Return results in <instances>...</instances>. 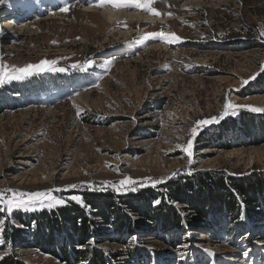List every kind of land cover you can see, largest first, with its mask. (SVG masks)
I'll return each mask as SVG.
<instances>
[{
  "label": "rangeland",
  "instance_id": "obj_1",
  "mask_svg": "<svg viewBox=\"0 0 264 264\" xmlns=\"http://www.w3.org/2000/svg\"><path fill=\"white\" fill-rule=\"evenodd\" d=\"M81 2L77 8L90 6ZM40 4L44 8L50 1L0 3V61L24 66L56 60V67L64 69L0 86V192L7 197L13 189L59 187L65 190L53 194L65 204L8 213L0 202V257L62 264L53 255L56 248H67L71 256L82 249L88 264L98 251L123 254L125 244L132 252L107 259L108 264H264V221L252 224L242 215L245 223L240 218L229 222L227 239L202 221L196 228L164 232L144 227L119 234L111 224H102L86 202L94 194H162L167 185L199 171L237 180L264 174V112L241 107L236 115L202 126L193 140L191 163L175 147L187 143L196 121L223 112L226 95L237 105L264 108V72L259 70L264 65V38L259 37L264 0H192L180 3L177 16L167 5L165 14L158 10L160 17L122 9L144 19L116 24L96 12L83 21L60 19L43 14ZM161 30L180 40L145 39ZM243 80L248 83L242 86ZM73 103L82 109L81 116ZM247 120L252 127L244 125ZM126 177L136 183L114 190L111 184L119 187ZM156 180L162 182L153 187ZM75 210L96 223L82 242L63 224L64 215Z\"/></svg>",
  "mask_w": 264,
  "mask_h": 264
},
{
  "label": "trees",
  "instance_id": "obj_2",
  "mask_svg": "<svg viewBox=\"0 0 264 264\" xmlns=\"http://www.w3.org/2000/svg\"><path fill=\"white\" fill-rule=\"evenodd\" d=\"M246 124L252 127L253 121L247 120L244 122V125ZM182 179V183L167 185L162 194L139 192L131 197H120L113 193L94 194L86 202L102 224L112 225L113 230L119 234L144 227H150L151 231L159 228L164 232L176 230L181 226L196 228L202 221L214 226L217 235L227 239L230 238L229 222H237L240 218V221L245 223L242 215L252 224L264 221V174H254L237 180L216 171H199ZM157 201L158 205L153 207L152 204ZM238 202L244 208L242 213L239 212ZM177 205L182 209L177 210ZM183 212L186 214L183 215ZM72 213L73 215H64L63 224L68 225L66 230L77 232L80 235L79 241L82 242L84 235L89 233L90 224L96 223L88 222L77 210ZM129 214L140 217L141 221L130 220ZM58 226L56 224V227ZM123 246L126 248L123 254L118 251L109 256L101 251L92 253L88 264H108L107 259L117 260L128 256L133 248L126 247L125 244ZM66 249L56 248L53 251L60 263L84 264L87 251L76 249L75 254L71 256ZM0 264L24 263L11 257H3Z\"/></svg>",
  "mask_w": 264,
  "mask_h": 264
},
{
  "label": "snow or ice",
  "instance_id": "obj_3",
  "mask_svg": "<svg viewBox=\"0 0 264 264\" xmlns=\"http://www.w3.org/2000/svg\"><path fill=\"white\" fill-rule=\"evenodd\" d=\"M4 0H0V3H3ZM158 2H163V0H92V3L90 6L97 7L101 9H112V10H121V9H130V10H139L144 12L145 14L160 17L162 13L157 10L154 5H156ZM70 5L64 4L59 8V11L62 13H67L70 11ZM55 14V13H53ZM168 16H171V13H167ZM259 37L264 38V27H262L259 31ZM153 39L157 40L159 42H162L164 44H173L180 40V37L175 35L174 33H166L163 30L159 32L154 33H148L145 36V39ZM55 43V41L53 42ZM58 64V61L56 60H42L39 63L36 64H27L24 66H16V65H8L0 61V86H3L6 83H10L12 81H23L27 78H31L33 76H38L45 72H56V71H64L62 68L56 67ZM111 64V61L108 62V64L104 65L105 71L109 70V65ZM88 66H91L89 63ZM73 68H80L82 66L73 64ZM260 72H264V65L259 66ZM255 75H259V73H256L253 75L252 79L255 78ZM100 79H103V77H100ZM248 83L247 80L241 81V85H246ZM96 87H99L97 84ZM73 107L76 109V115L79 117L81 116L82 109L77 106L75 103H73ZM241 107H246L249 111L252 112H264V108L259 107H252V106H245V105H237L235 103L231 102L230 96H225V99L223 101V112L218 117H212L208 120H198L195 122L194 126L190 130V139L187 141L186 144H176L175 147L179 149L181 152H184L187 154L189 163H191V156H192V148H193V140H195L196 136L198 135V131L202 129V126H207L209 124L213 123H219L221 119H223L225 116L231 114L236 115L237 110ZM111 168V165H106ZM115 171H118V169H114ZM162 181L156 180L152 181V186L154 187L157 183H161ZM111 184V182H108ZM136 182L132 180L130 177H126L124 179H121L119 181V187L115 184H111L114 190L121 191V189H125L126 186L133 185ZM67 187L70 188H77L79 185L77 184H70ZM89 188L91 190H96L92 188L91 185H89ZM65 189L56 187L51 188L49 190H41V191H17V190H10L11 195L5 196L3 192H0V202L3 203L4 208L8 213H11L13 210H24V211H30L35 210V207L37 205L44 206L47 205L48 208H52L57 205H64L65 200L63 198H59L56 195H54V192H61ZM103 190V189H100ZM126 190L135 191L136 189L128 188ZM70 200H74L77 204L81 205V207L87 208L88 206L84 203V201L78 197V196H70L68 197ZM159 203V201H157ZM0 231H3L2 227H0ZM89 243H92L91 241ZM3 257H0L2 259Z\"/></svg>",
  "mask_w": 264,
  "mask_h": 264
},
{
  "label": "bare ground",
  "instance_id": "obj_4",
  "mask_svg": "<svg viewBox=\"0 0 264 264\" xmlns=\"http://www.w3.org/2000/svg\"><path fill=\"white\" fill-rule=\"evenodd\" d=\"M49 1H50V4L49 5L47 4V6H44V8H42L43 4H40V7L44 10L43 14L49 13L50 16L53 15V16L59 17L60 19L61 18L62 19H68L70 21L72 19H74V20H77L80 18L85 19L86 15H88V13H92V12H94V13L96 12V13L100 14L109 23H112V24H116L117 22L121 21L122 19H126V18H127L126 20H131L132 18H135V17H138L140 19H144L143 15L139 16L137 14H127L122 9L121 10L101 9V8L92 7V6L85 7V8H80V7L77 8L79 6L78 3H80L81 1H84V0H62L60 5L61 6H63L64 4L70 5L71 6L70 11L67 13H62L59 10L57 12H55L58 0H49ZM191 1L192 0H187V1L186 0H163V2H158L156 5H154V7H156L157 10L163 11L164 6L167 5L170 7L171 10H173L172 13H174V16H177V15L182 14V13H180V11H182L183 4L180 5V3H185V2L189 3ZM81 3L83 5H90L92 3V0H87V3L86 2H81ZM53 13H55V14H53ZM162 13L165 14L166 10L163 11ZM6 17H8V16H6ZM150 18L151 17L149 16L146 19L149 20ZM172 19H176V18H172ZM79 21H83V19H80Z\"/></svg>",
  "mask_w": 264,
  "mask_h": 264
}]
</instances>
